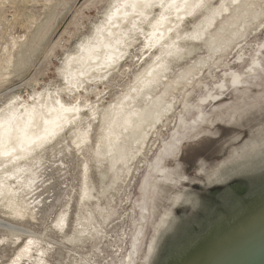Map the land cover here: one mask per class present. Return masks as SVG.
Segmentation results:
<instances>
[{"label":"rangeland","instance_id":"1","mask_svg":"<svg viewBox=\"0 0 264 264\" xmlns=\"http://www.w3.org/2000/svg\"><path fill=\"white\" fill-rule=\"evenodd\" d=\"M114 1L0 0V112L49 94L87 108L79 124L41 150L31 169L34 184L21 194L24 215L12 216L0 202V222L6 224L0 225V264H9L34 237L46 248V264H124L135 252L132 263L139 264L150 189L158 172L174 165L180 150L162 154L180 138L182 146L214 100L264 73V0H253L256 17L246 16L240 26L243 35L214 54L209 38H196L195 24L224 0L184 19L183 50L170 60L167 79L178 82L190 68L195 75L167 98L171 110L165 123L120 172L95 153L102 133L99 120L149 66L152 58L145 60L144 40H133L114 70L87 87L71 88L63 74L67 58L92 37ZM82 135L87 139L79 142ZM152 165L157 167L151 172Z\"/></svg>","mask_w":264,"mask_h":264},{"label":"bare ground","instance_id":"2","mask_svg":"<svg viewBox=\"0 0 264 264\" xmlns=\"http://www.w3.org/2000/svg\"><path fill=\"white\" fill-rule=\"evenodd\" d=\"M214 1L115 0L92 37L79 46L77 54L67 58L64 78L71 88L77 89L113 71L136 40H144L141 44L146 50L145 60L152 58L135 85L115 105L107 108L99 120L102 133L95 153L105 157L111 167L123 172L148 147L150 134L159 130L171 110L167 107V98L195 75L196 69L190 68L180 74L178 82L169 81L168 65L183 50L182 21L208 10ZM254 5L257 7L253 0H231L229 3L224 0L210 13L209 10L204 12V20L195 24L196 38L198 41L209 38L213 54L220 49L225 51L236 37L243 35L241 24L246 16L256 17ZM86 111L81 102L67 104L61 96L49 94L39 95L32 102L12 103L0 112V202L6 204L3 206L11 210L12 216L24 215L25 201L21 200V194L34 184L31 169L41 150L58 139L67 127L79 124ZM86 137L79 136V142L85 141ZM180 142L176 140L170 144L162 155L167 156L168 151L177 147L180 150ZM151 167L152 172L157 166ZM84 193H88L87 189ZM0 225L6 226L4 222ZM39 241L35 237L30 238L9 264H46V248ZM138 241L135 240L134 251ZM134 256L136 252L126 257L124 264H133Z\"/></svg>","mask_w":264,"mask_h":264},{"label":"water","instance_id":"3","mask_svg":"<svg viewBox=\"0 0 264 264\" xmlns=\"http://www.w3.org/2000/svg\"><path fill=\"white\" fill-rule=\"evenodd\" d=\"M139 264H264V73L214 100L158 172Z\"/></svg>","mask_w":264,"mask_h":264}]
</instances>
